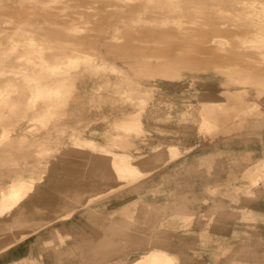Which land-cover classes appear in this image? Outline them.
<instances>
[{"label":"bare ground","instance_id":"obj_1","mask_svg":"<svg viewBox=\"0 0 264 264\" xmlns=\"http://www.w3.org/2000/svg\"><path fill=\"white\" fill-rule=\"evenodd\" d=\"M66 1L69 2V0ZM76 1L71 0L70 2L77 3ZM63 2L62 4H64ZM120 2H122V0L119 1V3ZM123 2L127 4H118V3L112 4V7L115 5L114 8H116L117 10L116 13L118 15L120 13H125L130 15V17L132 18V20L130 21L133 22L135 21L133 23V26H131V28L134 27L133 30L135 32L139 31L135 28V26L136 27L137 25L141 26L143 24L142 22L144 21L146 22V19L148 20L146 16L150 13V16L152 15L155 24L159 25L160 23V25L162 26V28L161 27L160 29L157 28L158 30L152 33L153 35L158 37L159 35L160 36L182 35L183 37L189 35L188 33L191 32V29L188 26H186L188 22L186 25L180 22L181 21L180 18L182 17V14L187 10V8H192L189 10L199 11V14H194L193 16L189 17L191 18V20L189 21L191 22L190 26L192 25V23H197L196 22L197 16L205 17L209 19V21H211V23L213 24L214 32L223 33L227 31L226 29H228L225 28V22L227 20L232 21V24L235 25L237 30L230 32V34H232L236 38V43L233 44V49L237 51L239 50V48H243L245 50L252 51L253 54H255V56L259 57V61L256 59L258 63L260 61L262 63L264 62V0H139L136 1V3H131L129 2V0H124ZM66 4H64L65 6L63 10L64 9L66 10L67 7L71 5V4L67 5L66 7ZM224 4L232 6L230 17L217 16L218 13L216 12L220 10L221 5ZM26 8L28 9L23 15V17L25 16L26 18H24V20H20L16 22L15 26L12 27L13 29L11 28L12 30H7L4 27L0 26V114L2 112H5L7 114H12L13 111L20 110L19 112L21 114L20 116L17 117L18 118L28 117L29 123L30 120H34L38 124L37 127L36 125L34 127L41 129V131L42 129L44 130L47 129L44 124H46L47 122L54 121L53 122L54 127H56V125L60 127V128L57 127L60 130L59 134L61 135L63 134L64 136L65 134H67V132L70 133L69 136L66 138L61 136L51 141V139H49L48 136V134L50 133L45 132L44 138L38 143L39 149H38V155H36V156L40 155L39 157H41V161H40L41 165L32 166L28 164V162H25L26 166L22 165L21 168L19 167V169L21 170L17 169L18 171H16L13 175H11L8 178V180L4 181L6 184L5 186L7 191L5 192L4 189L0 190V218H3L5 215L9 214L10 218L4 223L6 228L12 229L14 227H18L19 229L13 230L14 231L13 235L17 236V239L14 240V236L11 234V232L7 231L6 229H4L5 231H1L2 229L0 225V252H2L3 250H4L3 252H5L10 247H13L15 244H17L20 240H24L26 236L33 234L35 231H38L39 228L42 227L43 223H40L39 220H36L34 218H30L29 215H32L34 213L37 214V215L35 214L34 217L36 216L39 217V215L44 216L45 214L48 215L49 212L48 210L50 209L47 210L40 209L37 204L38 203L37 201H43L47 199V197L46 198L44 197L41 188L39 186V184L41 182H44L45 180L47 184H49L51 180L56 182L59 181L69 186L71 184H75L78 186V190L79 188L81 190L82 188L85 187L88 179L90 180L93 177H99L102 179L105 178L108 180H115L119 183V185L132 184L133 186L138 187L137 189L140 190V187L143 183L142 181L145 178L151 176L152 170L155 171L156 168L159 167L158 166L159 164L164 165L167 164L166 162L177 161L176 162L177 165H180L182 171L184 170L183 171L184 173L188 171L190 172V170L195 172L198 167H202L203 169H207L208 171L210 169L216 170L215 168L216 165L215 166L212 165L213 167L211 165L207 166L206 162L210 161L211 159L209 154L216 153V151L219 150L218 147H214L213 149H209V150L207 149L206 152H198L196 154H190L192 150H195L194 147L198 146L201 141L208 139L217 131L220 132L222 130H229L232 124L231 123L232 119L230 114L231 110L236 109L237 112L236 115L238 116L237 117L238 120L240 113L242 112L244 114L246 113L248 114L250 113V115L252 114L251 116L254 118L251 117L246 120L244 119L245 120L244 127H248L251 125L254 126V124L260 125L262 122H264V109L261 102L264 96V73L263 74L255 73V71L251 72L249 70H246L247 68L245 69L241 68L242 70L241 69L239 70V68L236 69L234 68L235 70L231 68L228 71H226L227 72L226 74L229 77V82L234 84H240L241 87L235 90L226 89L225 92L229 94L227 98L217 99V98L209 97L203 100H196L188 103L185 101L182 102L183 98L180 96L181 95L180 93L171 95L168 93L166 88H162V87L161 88L159 87L158 90H154L152 86L147 85L138 78L140 75H145V74L151 76L155 75L154 76L155 78L158 75H162L161 77H163V76H169V74L171 77H176V78L179 77L181 74H179L178 72L176 71L174 73L169 72L172 69L170 70L166 68L168 67V64L166 65V67L164 68L160 67L157 70L152 68L147 69V67L138 65L141 64L142 61L145 62L150 60V58L149 60H144L145 59L144 58L142 61L141 59L140 60L137 59L136 62H133L137 64H131L130 66L131 69L129 68L130 70L125 69V67H121L113 63L108 57V55L104 53L100 48V45H104L106 46V48H108L106 50L107 53H113L112 48L115 45L112 44L113 42H111L110 40L113 39L112 41H114V39H118L119 36H117L116 34L113 33L110 36V40H108L109 38H107V40H104L101 44H98L99 41L97 42L98 40L97 37L96 38L94 37L93 40L92 36L90 35L78 36L81 32L79 31L80 27L76 25L77 23L76 24L73 23L74 20H71L72 18L70 19L71 21L65 22V19L69 16H67L66 14V18H65V14L59 11V9L57 11L56 9L53 10L52 9L53 7L50 6L49 4V0H35L32 5H29ZM36 8L42 9L44 13L37 12ZM83 9L86 10V8ZM162 11H166V14L163 16L160 14V12ZM145 13L147 15H145ZM158 14H160V16H157ZM171 16L176 17V19L179 18L180 23L172 24V26H168L170 25L169 20ZM57 18L59 19L61 18V20L62 18L65 19L63 23H60L55 20ZM51 19L54 20L52 21ZM6 21L9 22L10 21L9 18L8 20H5V22ZM156 21H158L159 23H156ZM136 22L139 23L141 22V23L137 24ZM154 22H152V24H154ZM130 23L132 24V22ZM148 23L151 25L149 20ZM47 24L52 25L50 26V28L55 30L54 33L56 34V38L61 33L62 34L64 33L63 35H66V38L60 39L59 36L58 39L54 41L56 42L55 44L50 43V39L48 38L47 34L49 35V31L51 29L49 30V25ZM144 25H146V23L143 24V26ZM143 26L140 28L144 29ZM151 26L153 27V25ZM85 30L87 31V29ZM148 30L151 29L148 28ZM143 31L146 30H142V31L140 30L138 33L142 35ZM77 32L79 34H77ZM89 32L91 33L93 31L92 30L90 31L88 29V33ZM94 32L92 34L96 35L95 34L96 32L95 33ZM148 32H152V30ZM139 34L137 39L139 38ZM145 34L146 32L143 35ZM149 35L151 36V33ZM220 36L221 37L219 38L217 36L215 37L212 36L213 38L210 39L211 42L210 44H213L214 46H218L217 48L222 49L219 51H223V49H225L224 45L226 43V40L222 38L225 35L222 36V34H220ZM142 38L144 39V36ZM142 38L138 39L139 43H140V39ZM137 39L134 40L135 41L134 44H136V41L138 42ZM148 40L146 42L144 40L143 41L145 43H149ZM119 41H124V40L122 38L121 40H118V42ZM162 41L163 40H161V42ZM115 42H117V40ZM150 44L152 45V47L153 46L155 47V45H153L152 43ZM154 44H157V47L159 46L158 43H154ZM141 46L149 47L148 45L142 44L139 46V48H141ZM201 47L202 46H200L199 48ZM203 47L202 49H204ZM209 47L212 46L210 45ZM139 50L137 52H139ZM153 51H155V49ZM236 51L235 54L237 53ZM204 52L206 51L203 52L200 51V54ZM225 52L226 50H224V53ZM133 55H135L134 52ZM176 55L174 57H176ZM228 56L233 57L232 55H228ZM124 57H128V56H124ZM160 57L158 55L159 59L158 58L156 59L162 62V64L163 62H166L168 60V57H166L164 61L163 60L161 61L163 57L161 59ZM252 57H254V55ZM146 58L148 59V57ZM152 58H153L152 60H154V57ZM194 59L197 58L194 57ZM152 60L150 61L153 65ZM172 60L173 62L170 61L169 64L177 63L173 58ZM249 60L252 61L253 58ZM126 65L127 64H125V66ZM216 70L218 71V69ZM201 71L203 72V70ZM9 72H13V74H7ZM110 74H113L115 76L114 80L112 79ZM156 74L158 75L156 76ZM93 78L94 79L97 78V81L94 83V85L93 84L91 85L90 89H88L85 84L89 83L87 82V80L89 81ZM18 80L21 81L20 82L22 83L21 85L17 84ZM82 81L83 83L85 82V84L84 86L79 87L78 83ZM248 85H252L255 87L256 98L248 99V100L243 98V93L244 95L246 94ZM171 86L173 85L171 84ZM174 86L176 85L174 84ZM86 94L89 95V97H85ZM81 98H89V102L94 104V106H92L93 104L91 103L90 105H88L90 106L89 108L91 110L89 108H84V105L83 107L71 105V102L73 103L74 100L76 101V102L74 101L75 103L82 105V103L80 102L81 100L79 101V99ZM104 99L106 100L108 99L109 101L108 103L111 104L110 106H112V108H114L117 111L111 112L112 113V114L110 113L111 115L110 114L108 115L103 112L101 114L96 113L97 115L95 116H87L86 114L87 109L90 113L91 111L101 112L103 110V108H101L102 107L101 100ZM242 99L246 103L245 106L242 108L230 106V105L226 106V104H228V102H230L231 100L242 101ZM63 118L66 119L68 118V120L63 121L62 120ZM57 120L59 122L55 123V121ZM18 121L14 120L12 123L0 125L2 130V133H0L1 136L0 144H4L5 142L11 145L12 141L14 140L12 138L13 131L17 129L18 124L21 122ZM17 136L19 137L18 141L21 142L18 144H22V143L27 144L26 142H29L27 141L28 135L23 133ZM256 138L258 139V137ZM189 140H191L192 142L191 143L192 145L190 146L185 144V142H188ZM224 145L231 146V142H226L224 143ZM58 152L61 153L59 154ZM51 154L53 155L52 160L58 159L56 162L53 163V165L49 163L48 160L49 158L48 156ZM235 154H237V152ZM217 156H219V154ZM42 158L44 159L42 160ZM47 163H49L50 165L48 166ZM219 163L220 164L219 166L217 165V167L220 170L229 171L230 169H232L230 167L228 169L225 167L224 169H222L223 167L222 159H219ZM194 167L197 168L195 169ZM48 168L49 171L50 169L53 170L52 174L49 173V175H47L45 173L48 171ZM178 169L180 171V168ZM6 172L4 171V173ZM242 176H244V178L246 179L245 186H236L237 187V189L235 190L236 197L234 200H236V198L239 196V194L241 195V193L247 197H252L255 195V193L257 192L255 191V187L258 184H260L261 181L264 180V157H262L261 159L259 157L257 161L247 166L243 171ZM218 177L224 179V174L221 173L219 174ZM217 183H214V185H210V184L206 185L204 188L207 197L213 196L214 199L212 200V202L210 203L207 209L208 212H210L209 220L206 223H204L205 225H203L201 229V231L205 229L206 232H200L198 235V238L200 239L199 241L201 242L200 246L202 247H207L206 245L203 246V244H206L210 241L219 243V246L214 248L215 250L214 253L208 254L209 260L207 261V263L217 264L220 258L221 259L224 258L221 264H243L242 263L243 260L245 261L254 257L259 258L256 254V251H254L253 248H251L252 246H247L246 244L244 245V247H240V246L235 247L238 248L237 250H235L232 246L233 244H231V242L229 241V239L231 238L233 239L236 238L239 241L240 240L242 241V238L244 236H248V237H244V240L249 239L251 237L252 238L259 237L263 241L264 236L260 232H259L260 234L257 233L259 230L255 231L254 229L250 231L249 229H245V230L241 229L242 231H244L245 234L244 236H242L241 230L233 226L231 230L229 229L230 238L226 237V235L224 234H219L216 231H215L216 232L215 235H210V233H208L207 230L210 229L209 223H211V218L213 216H216L215 214L217 213V211L221 210L225 206L223 196L214 195L222 185V183L219 184ZM47 186L45 188H47ZM73 187L74 186L67 187L68 192L70 191L72 192V190L75 192L77 190ZM114 189L115 186H110L107 188V191H111ZM53 192L55 191H52V193ZM58 194L60 195L61 193L58 192ZM98 194L99 193H96L95 195ZM64 197L66 196H63V198ZM237 199H239V197ZM81 200H84L82 204L85 206L88 203L87 201L90 199L84 198ZM143 203L148 204V206L152 205L149 200L143 201ZM104 205H106V203ZM48 206H50V204ZM153 208L155 209V207ZM86 209L87 208H85V210ZM159 209H161V207ZM241 209L242 211L240 214L244 218V221L246 220L245 222H249L250 220L252 223H254L253 221L255 222L264 221V214L262 215V213H260L259 211L257 212L256 210L250 208L247 209L246 207H241ZM74 211L72 209L67 210L69 214L68 216L70 217ZM134 211L135 210L123 213L122 215H120L121 218H119L118 221L133 220ZM230 211L234 212L235 209ZM227 213L229 212L225 210L224 215ZM194 214L195 213L191 211V212L172 213L165 216H160L152 223V225L156 233L172 231V230L175 231L180 224H190L192 218L194 217ZM59 215L60 214H58L57 217ZM60 218H62V216H60ZM111 219H113V217H111ZM78 223L80 225H83V222L81 223L80 219L78 220ZM0 224H1V219H0ZM142 225H147V224H142ZM256 226L259 227L260 224L256 223ZM58 230L59 229L57 228L56 232ZM16 231L18 232L16 233ZM156 235H157L156 237L157 239L153 236V237H148V239L146 240L137 239V238H136L137 240H134L135 239L134 236L133 237L131 236L129 237L127 235L123 236L122 238L116 241V242H120V244L115 245L116 249L113 253L106 252L107 256L108 258L116 257L120 262L119 264H187L186 262L191 263L192 261H195L193 260L194 256L187 254L186 252L171 251L167 247V245L160 244L159 241L165 242V239L163 238V240H161L159 234ZM44 241L47 240L38 241V239L34 237L33 239H31L30 242H26V246H30L29 248L27 247V250L34 246H37L38 252L41 253L43 249L41 247L42 246L41 244ZM66 247L67 246L64 245L63 249L65 250ZM207 248H209L211 252V248L210 247ZM240 249L241 252L238 251ZM91 250L92 249L86 251L88 253ZM6 253L4 254L5 256H7ZM22 253H24V250H22ZM132 253H136L137 256H135L130 262H126ZM2 254L0 256H4ZM70 254L71 252L69 253V255ZM40 258L41 255L39 256V258H37V261H40ZM108 258L106 259L104 264H110L111 259ZM70 259L71 258H69L67 262L70 263ZM37 261L34 262L36 263Z\"/></svg>","mask_w":264,"mask_h":264},{"label":"rangeland","instance_id":"obj_2","mask_svg":"<svg viewBox=\"0 0 264 264\" xmlns=\"http://www.w3.org/2000/svg\"><path fill=\"white\" fill-rule=\"evenodd\" d=\"M34 1L35 0H0V4H1L0 5V26L4 27L7 30H12L13 29L12 27L15 26L16 22H18L20 20H24V18H26L25 16L23 17L26 10L28 9L26 7H28L29 5H32ZM70 1L71 0H69V2L66 0H64V2H63V0H49V4H50V6L53 7L52 8L53 10L56 9V11H57L59 9V11L63 12V14H65V18H66V14H67V16H69L66 19L64 18L65 22L74 20L73 23H75V24L77 23L76 25L80 27L79 31L81 33H83V34H81V33L79 34L78 33L79 31H78L77 32V34H79L78 36L90 35V36H92L93 40H94V37L95 38L97 37L98 40L97 39L96 40H97V42L99 41L98 44H101L104 40H107V38H109L108 40H110V36L113 33L116 34L117 36H119L120 39L119 38L114 39V41H112L113 39L110 40L111 42H113L112 44L115 45L112 48L113 53H107L106 50L108 48H106V46H104V45H100L101 50L108 55V57L110 58V60L113 63H115L121 67H125V69L130 70L131 64H137V63H133V62H136L137 59H139V60L141 59V61H142L144 58H145L144 60H149V58H150V60H152L153 59L152 57H154V60H152L153 65H152L150 60L145 61V62L142 61L141 64H138V65L147 67V69L152 68V69L157 70L160 67L161 68L166 67V65L168 64V67H166V68H168L170 70L172 69L169 72L174 73L176 71L181 75L177 78L171 77L169 72H168L169 76L161 77L162 75L156 74V76L157 75L158 76L155 78L154 77L155 75L151 76V75L145 74V75H140L138 78L142 82L146 83L147 85L152 86L154 90H158L159 87L160 88L162 87V88H166L168 93L171 95L172 94L174 95L176 93H180L181 94L180 96L183 98L182 102L185 101L188 103L191 101L193 102L196 100H203V99L209 98V97L210 98H217V99L227 98L229 94H227L225 92L226 89L235 90V89L241 87L240 84H234V83L229 82V77L227 76L226 71H228L231 68L232 69L239 68V70L241 68L242 69L247 68L246 70H249L251 72L255 71V73H262V74L264 73V62L262 63L260 61L258 63L259 57L255 56V54H253L252 51H248V50H245L243 48H239V50H237V51L233 49V44L236 43V38H235V36L230 34V32L231 31H237V30H236L235 25L232 24V21L227 20L225 22V28H228V29H226L227 31H225L223 33L214 32L213 31V24L211 23V21H209V19H207L205 17H198L197 16L196 22L198 24L192 23V25L190 26L191 22H189V21L191 20V18H189V17L193 16L194 14H199V11L189 10L192 8H187V10L182 14V17L180 18L181 19L180 22L182 24H185V25L188 22V24L186 26H188L191 29V32H190L191 34L188 33L189 35H186L185 37H183L182 35H179V36H171V35L160 36L159 35V37H158V36L153 35L152 33H154V31L160 29V27L162 28V26L160 25V23L158 21H156V23H159L160 26L155 24L152 15L150 16V13L148 15L145 13V15H147L146 17L150 21L151 25H153V27L148 23L147 19H146V22L145 21L142 22L143 24L146 23V25H144V26H143V24L141 26L137 25L138 28L135 26V28L139 31L140 30L141 31L146 30V31H143V34L146 32L145 35L142 34L144 36V39H143L142 38L143 36L138 33L139 31L135 32L133 30L134 27L131 28V26H133V23L135 21L134 22L130 21V20H132L130 15L125 14V13H120L118 15L116 13L117 12L116 8H114L115 5L112 7V4H115V3L127 4V3L123 2L124 0H122V2H120V3H119V1H121V0H114V1L113 0H93V1L91 0V2H90V0H77V1L75 0L77 3H72ZM116 1H118V2H116ZM136 1H139V0H129V2H131V3H136ZM62 2L64 4L69 3V4H66V7H67V5H70V4L71 5L68 6L66 10L65 9L63 10L65 5L62 4ZM77 7H80V8H77ZM82 7L86 8V10L83 9ZM38 10H40V11H38ZM231 10H232V6L224 4V5H221V9L218 10L216 13H218L217 16L230 17L231 16ZM36 11L39 13H44V11H42V9H39V8H36ZM115 14H117V15H115ZM160 14L163 16L166 14V11H162V12H160ZM160 14H158L157 16H160ZM7 16L9 18V20L10 21L13 20L11 22H14V23H11L10 21L5 22V20H8ZM11 16H12V18H11ZM14 19H16V20H14ZM58 19L59 18H57L55 20L57 22H60V23L64 22L63 18H62V20H61V18L59 20ZM51 20L53 21L54 19H51ZM128 20L130 22H132V24ZM203 20H204V22H203ZM49 22H51V21H49ZM128 22H129V24H128ZM152 22H154L155 25L152 24ZM180 22H179V18L176 19V17L171 16V18L169 20L170 25H168V26H172V24H177ZM126 23H127V25H126ZM136 23L140 24L141 22L140 23L136 22ZM47 25H49V30H50L51 29L50 26H52V25H50V24H47ZM134 25H136V24H134ZM139 26L140 27L143 26L144 29H141ZM163 26H165V25H163ZM148 28L151 29L152 32H148V31H151V30H148ZM85 29H87V31ZM88 29L90 31L92 30L93 32L95 31L96 33L95 32L94 33L96 35L92 34L93 32L88 33ZM54 31H55L54 29H51L49 31V35L47 34L48 38L50 39V43L55 44L56 42H54V41H56L59 36H60L59 37L60 39L66 38V35H63L64 33L59 34L56 38V34L54 33ZM137 33L139 34V38H142L145 42L149 39L148 40L149 43H145L142 39H140V43H139V40H138L139 38L137 39V37H138ZM147 33H149V34L151 33V36ZM220 34H222V36L225 35L222 38L224 40H226V43L224 45L225 49H223V51H219L222 49L217 48L218 46H214L213 44H210L211 43L210 39L213 38L212 36H214V37L217 36L219 38V37H221ZM100 35H101V37H100ZM146 35H147V37H146ZM121 37L123 38L124 41L118 42V40L122 39ZM194 38H195V40H194ZM135 39L138 40V42L136 41V44H134ZM116 40H117V42H115ZM161 40H163V41L161 42ZM155 41H157V42H155ZM190 42H192V43H190ZM141 43L143 45H148L150 48L147 46L146 47L141 46V48H139V46L142 45ZM150 43L155 45V47L157 49L154 46L152 47V45ZM154 43H158L159 46L157 47V44H154ZM207 43H209V44H207ZM161 44H163V45H161ZM210 45L212 47H209ZM200 46H202V47L204 46L203 48L205 50L202 49V47L199 48ZM139 49H141L142 52ZM154 49H155V51H153ZM198 49L201 52H203V51H206V52L202 53L203 54L202 55V54H200V51ZM211 49L212 50L215 49V50L212 51ZM138 50H139V52H137ZM145 50L148 52H146ZM224 50H226L225 53H224ZM215 51H217L218 53ZM235 51L237 52L236 54H235ZM125 52H126V54H125ZM133 52L136 55V57H135V55H133ZM171 53H172L173 57H172ZM244 54H245V56H244ZM145 55H148V56H145ZM153 55H155V56H153ZM158 55H159V57L160 56L163 57V58L160 57V59L162 58L161 61L162 60L164 61V59H166V57H168V60L166 62H163V64H162V62H160L156 59V58H158ZM175 55H176V57H174ZM221 55H223V56H221ZM228 55H232L233 57H230ZM251 55L252 56L254 55V57H252ZM124 56H128V57H124ZM146 57H148V59ZM170 57H171V59H170ZM194 57H196L197 59H194ZM127 58H128V60H127ZM172 58L177 63L169 64L170 61L173 62ZM252 58H253L254 62H253V60L252 61L249 60ZM190 60H191V62H190ZM215 60H217V61H215ZM197 62H199L200 64ZM124 63L127 64L128 66L127 65L125 66ZM260 63H262V64H260ZM216 66H217V68H216ZM255 66H257L258 68ZM205 69H208V70H205ZM216 69H218V71ZM201 70H203V72ZM258 71H260V72H258ZM190 73H192V74H190ZM7 74H13V72H9ZM16 75H19V74H16ZM110 76L112 77L113 80L115 79V76L113 74H110ZM141 76H143V77H141ZM11 77H13V76H11ZM146 77L147 78L152 77L153 79L152 78L147 79ZM159 77H161V78H159ZM96 81H97V78L96 79L93 78L89 81L87 80V82H89V83L85 84V82L83 83V81H82V82L78 83V85L80 87V86H84V84H85L86 87L88 89H90L91 85L92 84L94 85V83ZM20 82L21 81L18 80L17 84L21 85L22 83H20ZM160 83H161V85H160ZM171 84L173 86H171ZM174 84L176 86H174ZM178 84H179V86H178ZM186 88H188V89H186ZM85 97H89V95L86 94ZM243 98L246 100L256 98L255 87L252 85H248L246 94L244 95V93H243ZM74 101H73V103L71 102L72 106L83 107V105H84V108H89L90 106H88V105H90V103H91V102H89V98L79 99V101L82 103V105L77 104V103H75L76 101L75 102ZM108 102H109L108 99L107 100L106 99L101 100V104H102L101 108H103V110L101 112H95V111L92 112L91 111V113H90L87 109V112H86L87 116H95L98 113L101 114L103 112L109 115L111 112L117 111L114 108H112V106H110L111 104H109ZM261 102H262V106L264 109V96H263ZM91 104H93V103H91ZM245 104L246 103L243 99H242V101L231 100L230 102H228V104H226V106L230 105V106L242 108L245 106ZM92 106H94V104ZM19 111L18 110L13 111L12 114H7L5 112H2L0 114V125L12 123L14 120H17V121L19 120L18 122L21 121L18 124L17 129L13 131V134H12L13 137L12 138L14 140L12 141L11 145L9 143H5V142H4V144H0V190L4 189L5 192L7 191V189H6V186H5L6 184L4 181L8 180V178L11 175H13L16 171L21 170V169H19V167L21 168L22 165H25V162H28V164H30L32 166L41 165L40 164L41 157H39L40 155L39 156H36V155H38V149H39L38 143L44 138L45 132L50 133V134H48V136H49V139H51V141H53L54 139H56L58 137L63 136V134L62 135L59 134L60 133V130H59L60 127L57 125H56V127H54V124H53L54 121L53 122H47L46 124H44L47 129H45V130L42 129V131H41V129L36 128L38 126V124L34 120H30V123H29L28 117L27 118L26 117H19L18 118L17 116H20V114H21ZM14 112H15V114H14ZM230 114H231V119H232L231 123L232 124H231V128L229 130H222L220 132L217 131L212 136H210L208 139L201 141L198 146L194 147L195 150H192L190 153V154H196L198 152H206L207 149L208 150L210 149L209 148L210 145H211V147H213L212 144L219 143V142L221 145V144H223L222 143L223 140H225V141L229 140V142H231V146H230V150H231L230 160H231V162H230V164L232 163L230 165V168H232V169H230V172H231L230 175L226 174L227 170L225 171V170L218 169L217 165L219 166L220 163H219V160L215 159L216 157H218V156H216V155H218L217 154L218 151H216V153L209 154L211 159H210V161L206 162L207 166H209V165L215 166L216 165V167H215L216 170L210 169L208 171L207 169H203L202 167H198V168L194 167L195 169L197 168L195 172L190 170V172L188 171V172L184 173L183 172L184 170L182 171V168L180 167V165H177V163H176L177 161L166 162L167 164H164V165L159 164L158 165L159 167L156 168L155 171L152 170L151 176L145 178L144 180L142 179L143 183L141 185L142 188L140 187V190L137 189L138 187H135L132 184H130V185L129 184L119 185V183L115 180H108L105 178L102 179L99 177H93L90 180L89 179L87 180V183H86L84 188H82L81 190L79 188L80 191L78 190L77 185L71 184L70 185L71 187L74 186L73 188L77 189L75 191L76 192L75 193L73 190H72V192L71 191L68 192L67 187H70L69 185H65L59 181L56 182L53 180H51L50 183L47 184V182L45 180L44 182H41L39 184V186L41 188V191H42L44 197L45 198L47 197V199H45L43 201H37L38 202L37 204H38L40 209H44V210L50 209V210H48L49 211L48 215L47 214H45L44 216L39 215V217L38 216L34 217L36 213L29 215L30 218H34L36 220H39L40 223H43L42 227L39 228L38 231H35L33 234L26 236L24 238V240H20L17 244H15L13 247H10L5 252H3L4 251L3 250L2 251L3 254H2V252H0V255L1 254L4 255L7 252L6 253L8 256L7 261L12 260V261H10V264H34L35 263L34 261H37V258H39L40 255L42 258V259L40 258V261H39L40 263L42 261H45V262L48 261V263L53 262L52 264H68L69 262H67V260L69 258H71L69 264H102V261L104 264V262L108 258L106 252L113 253L116 249L115 245L120 244V242H116V241L118 239L122 238L123 236H126V235L129 237L134 236L135 239L132 238L134 240H137V239L146 240V239H148V237L154 236L156 238L157 237L156 234H159V237H161V240H163V238L165 239V242L159 241V243L167 245V247L171 251H178V252L183 251V252H186L187 254L194 256L193 260H195V261H192L191 263L186 262L187 264H208L207 263V261L209 260L208 254L214 253V251H215L214 248L218 247L219 243L210 241L206 244H203V246L206 245L207 247L211 248V252H210L209 248L200 246L201 242L199 241L200 239L198 238V235L200 232H206L205 229L202 231H201V229H202L203 225H205L204 223H206L209 220V216H210L209 213L210 212H208L207 209H208L210 203L212 202V200L214 199L213 196L207 197V194L205 193L204 188L206 185H209V184L214 185V183H217V182H218L217 184L222 183V182L223 183H222L220 189L217 190L214 195L215 196H223L225 206L221 210L217 211V213L215 214L216 216H213L211 218V223H209L210 229L208 228L209 230H207L208 233H210V235H215V233L217 232L219 234H224V235H226V237L230 238V236H229L230 230L234 226V227L239 228L240 230L241 229L242 230L249 229L250 231H252L254 229H255V231L259 230L257 233L260 232L264 236V223H263L264 221H257V222L253 221L254 223H252L250 220L249 222H245L246 220L244 221V218L240 214L242 211L241 207H246L247 209L250 208V209L256 210L257 212L259 211L260 213H262V215L264 214V200H263L264 199V180L261 181L260 184H258L255 187V191H257V192L255 193L254 196L247 197L241 193V195L239 194V196H238L240 200L237 199L238 197L236 198V200H234L236 197V194H235L236 193L235 190L237 189L236 186H245L246 179L244 178V176H242L243 171L245 170V168L247 166H249V165L253 164L255 161H257L259 159V157H260V159L262 157H264L263 156L264 155V149H263L264 146L261 147L260 144H262V142H259V143L257 142V138H256L257 136L255 137L254 134H252V135L248 134L247 133L248 129L246 130V127H244V121L248 118H251L252 114L251 115H250V113L244 114L242 112V113H240L239 120L237 119L238 116L236 115L237 114L236 109L231 110ZM22 118L23 119L26 118V119L23 120ZM252 118H254V117H252ZM62 120L65 121V120H68V118L67 119L63 118ZM60 121H61V119H60ZM57 122H59V121L58 120L55 121V123H57ZM242 123H243V125H242ZM35 125H36V127H34ZM31 127L35 128V129H32ZM57 127H59V128H57ZM19 130H20V132L21 131L22 132L20 133ZM31 130H32V133H31ZM0 133H2L1 127H0ZM23 133L28 135L27 141H29V142H26L27 144H25V143L18 144L21 142L18 141L19 137L17 135L23 134ZM69 133L70 132H67V134H65L63 137L64 138L68 137ZM260 133L261 132H259V134ZM247 137H249V138H247ZM260 137L264 141V131H262V134ZM260 137L258 136V138H260ZM155 140H158V139H155ZM234 140H235V142H234ZM239 140H240V142H239ZM16 141H17V144H16ZM191 143H192L191 140H189L188 142H185V144H187L189 146L192 145ZM31 151L34 153H32ZM236 152H237V154H235ZM58 153L60 154L61 152H58ZM52 156H53L52 154L49 155L48 160H49V163H51L53 165V163L56 162L58 159L52 160V158H53ZM43 159L44 158H42V160ZM213 159H215V161H212ZM49 163H47L48 166L50 165ZM178 168H180V171ZM4 171L5 172L7 171V172L4 173ZM222 171H224V172H222ZM45 173L47 175H49V173L52 174L53 170L50 169V171H49V168H48V171ZM221 173L224 174V176H225L224 179L218 177L219 174H221ZM186 175H188V176H186ZM175 177H177V178H175ZM45 185L46 186L48 185L47 188H45L46 187ZM151 185H153V186H151ZM62 186H65V187H62ZM110 186H115V189L111 190V191H107V188ZM52 191H55L56 193L55 192L52 193ZM58 192L61 194L59 195ZM96 193H99V194L95 195ZM69 195H71V196H69ZM63 196H66V197H64L65 199L63 198ZM84 198L90 199L87 201L88 203L85 205L86 207L82 204L84 202V200H81ZM147 199L151 202V204H152L151 206H148V204L143 203V201H148ZM135 201L136 202L140 201V202L136 203ZM105 203H106V205H104ZM172 203H173V205H172ZM49 204H50V206H48ZM133 204H135V205H133ZM141 205H142V207H141ZM84 207L87 208L88 210L86 209L87 210L86 211ZM94 207H95V210H94ZM153 207H155V209ZM160 207H161V209H159ZM71 209L73 211L74 210L75 211L69 217L67 210H71ZM233 209H235V211L231 212L230 210H233ZM133 210H135L133 220H131V221L130 220L129 221H118L119 218H121L120 215H122L125 212H128V211L130 212ZM225 210H227L229 213L224 215ZM82 211H84V212H82ZM191 211L194 212L195 214L197 213L196 215L194 214V217L192 218L191 223L190 224H180L176 228L175 231L172 230V231L156 233L155 229L153 228L152 223L160 216H165V215L172 214V213L191 212ZM205 211H207V212H205ZM58 214H60V215L57 217ZM143 214H145V215H143ZM135 215H137V216H135ZM60 216H62V218H60ZM147 216H148V218H147ZM4 217L0 218L1 219L0 225H1V229H2L1 231H5L4 229H6L7 231L11 232V234L13 235L14 234L13 230L19 229V228L14 227L12 229H7L4 223L10 218V216L8 214V215H5ZM55 217H57V218H55ZM87 217H88V219H87ZM111 217H113V219H111ZM79 219L81 220V223L83 222V225H80L78 223ZM61 221H62V223H61ZM102 221H103V223H102ZM116 223H118V224H116ZM127 223H129V224H127ZM256 223H259L260 226L259 227L256 226ZM142 224H147V225H142ZM129 225L132 226L133 228L130 227ZM194 225H196L198 228ZM127 227H129V228H127ZM147 227L148 228L152 227V228L148 229ZM57 228L59 230L56 232ZM242 230H241V233H242L241 235L244 236L245 234H244V231H242ZM17 232L18 231H16V233ZM50 233L53 235H51ZM137 233H139V234H137ZM59 234L62 236H60ZM130 234H132V235H130ZM57 235H59V236H57ZM13 236H14V240L17 239V236H15V235H13ZM34 237H36V239H38V241L39 240L40 241L47 240V241L42 242V244H41L42 246L40 245L43 248L41 253L38 252L37 246H34V247L27 250V247L29 248L30 246H26V242H30L31 239H33ZM244 237H248V236H244ZM244 237L242 238V241L241 240L239 241L236 238H234V239L231 238V239H229V241L231 242V244H233L232 246L235 250L238 249L235 247H239V246L244 247V245H246V244H247V246H252L251 248H253V250L256 251V254L260 259L254 257V258H250V259L245 260V261L243 260L242 263L245 264V262H246V264H264V248H262V247H264V240L262 241V239H260L259 237H253V238L251 237L249 239L244 240ZM254 238H256V239H254ZM178 241L181 243H179ZM64 245L67 246L65 250L63 249ZM99 246H101V247H99ZM90 249H92V250L87 253L86 250H90ZM22 250H24V253H22ZM238 251L241 252V249ZM70 252H71V254L69 255ZM135 256H137V254L132 253L126 262H130ZM108 259H111L110 264H119L120 263L116 257H112V258L109 257ZM223 260H224V258H222V259L220 258L218 260L217 264H221L223 262ZM259 260H261V261H259ZM197 261H198V263H197ZM35 264H37V263H35Z\"/></svg>","mask_w":264,"mask_h":264},{"label":"crops","instance_id":"obj_3","mask_svg":"<svg viewBox=\"0 0 264 264\" xmlns=\"http://www.w3.org/2000/svg\"><path fill=\"white\" fill-rule=\"evenodd\" d=\"M248 129V134H256V136L258 137H260L261 136V134H262V131H264V122H262L260 125H258V124H254V126L253 125H251V126H248V127H246V130ZM252 131V132H251ZM250 132V133H249ZM259 132H261L260 134H259ZM258 134V135H257ZM255 136V137H256ZM259 141L260 142H262V144H260L261 145V147L264 145V141L261 139V137L260 138H258L257 139V142L259 143ZM226 142H229V140H223L222 141V143L223 144H221L220 145V142L219 143H215V144H212L213 145V147L211 148V145L209 146V148L210 149H213L214 147H218V152L219 153H217V154H219V156L218 157H216L215 159L216 160H219V159H222V165H223V167H222V169H224V167L225 168H229L230 167V162H231V160H230V156H231V150H230V146H225L224 145V143H226ZM208 148V147H207ZM229 153V154H228ZM224 154H225V156H224ZM223 157H222V156ZM230 155V156H229ZM217 156V155H216ZM215 159H213L212 161H215ZM225 160V161H224ZM226 174H230V170L229 171H227L226 172ZM225 177V176H224ZM223 183V182H222ZM7 256H0V264H10V261H12V260H10V261H7ZM37 264H52L53 262H51V263H48V261L47 262H45V261H42L41 263L39 262V261H37L36 262Z\"/></svg>","mask_w":264,"mask_h":264}]
</instances>
